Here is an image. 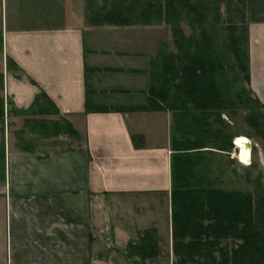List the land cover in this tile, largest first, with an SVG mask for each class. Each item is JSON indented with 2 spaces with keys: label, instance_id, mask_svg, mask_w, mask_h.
Returning <instances> with one entry per match:
<instances>
[{
  "label": "crops",
  "instance_id": "1",
  "mask_svg": "<svg viewBox=\"0 0 264 264\" xmlns=\"http://www.w3.org/2000/svg\"><path fill=\"white\" fill-rule=\"evenodd\" d=\"M245 20L247 88L264 105V0H246ZM152 22L95 26L85 0H0V264H173L171 161L188 137L174 112L143 109L149 58L171 39ZM41 92L59 115L16 113ZM59 118L79 140L37 146L24 128ZM145 232L153 254L127 247Z\"/></svg>",
  "mask_w": 264,
  "mask_h": 264
},
{
  "label": "trees",
  "instance_id": "2",
  "mask_svg": "<svg viewBox=\"0 0 264 264\" xmlns=\"http://www.w3.org/2000/svg\"><path fill=\"white\" fill-rule=\"evenodd\" d=\"M85 1L87 21L92 25H149L154 21L164 23L171 32L175 52L165 42L159 44L149 65L147 106L143 109L174 112L177 122L183 124L182 136L188 137L171 161L173 264H264V188L260 181H253L252 193L228 190L201 171L202 161L211 156L202 150L219 154L231 148L233 136L221 118L224 111L245 110L246 125L264 139V105L249 89L235 88L238 81L249 83L246 0ZM221 5L228 13L224 27ZM183 22L190 28L189 36L183 33ZM16 113L59 115L43 92L28 109ZM24 128L27 134L41 138L64 135L80 139L63 118L25 120ZM25 131L16 133V143L29 153L33 139ZM3 158L1 143L0 177ZM155 245L154 233L145 232L127 247L153 254Z\"/></svg>",
  "mask_w": 264,
  "mask_h": 264
},
{
  "label": "rangeland",
  "instance_id": "3",
  "mask_svg": "<svg viewBox=\"0 0 264 264\" xmlns=\"http://www.w3.org/2000/svg\"><path fill=\"white\" fill-rule=\"evenodd\" d=\"M220 11L224 20L221 24L223 25L227 22L226 20L228 13L224 5H221ZM181 28L185 36H189L191 34L190 28L185 22L181 23ZM170 36V40L163 42L167 44L170 51L175 52L171 32ZM159 47L160 45L156 46L157 51L155 55L149 58V65L151 59L158 54ZM142 51V57H145L146 49H143ZM237 87H243L246 92L248 90L247 85L244 81H238V83H236L235 85V88ZM246 114L247 112L245 110L237 107H235L231 111L228 110L222 113L221 118L223 122L229 127L230 134H232L233 136L231 141V148L219 154L215 150L211 151L210 149L207 150L206 148L202 150H206V154H209L211 156L208 160L205 158L202 161V164L204 165L202 166L201 171L203 174L206 172V176L216 182L220 188L228 190H240L241 192L252 193L254 190L253 181L259 180L264 188V139L257 137L246 125L244 121V117ZM3 123L5 131V122L3 121ZM236 136L250 142L251 148L248 165H243L238 161L237 150L233 145V140ZM38 137L39 136H37L36 138ZM62 137H64V135ZM1 140L2 143H5V138H3V136L0 137V144ZM36 144H38L37 146H41L45 144V141H43L42 138L39 137V140ZM191 155L192 154H190V156ZM194 162L195 160H192L193 164Z\"/></svg>",
  "mask_w": 264,
  "mask_h": 264
},
{
  "label": "bare ground",
  "instance_id": "4",
  "mask_svg": "<svg viewBox=\"0 0 264 264\" xmlns=\"http://www.w3.org/2000/svg\"><path fill=\"white\" fill-rule=\"evenodd\" d=\"M237 156L241 164L248 165V161L250 158V148L248 146V141L243 138H237L235 141Z\"/></svg>",
  "mask_w": 264,
  "mask_h": 264
},
{
  "label": "built area",
  "instance_id": "5",
  "mask_svg": "<svg viewBox=\"0 0 264 264\" xmlns=\"http://www.w3.org/2000/svg\"><path fill=\"white\" fill-rule=\"evenodd\" d=\"M248 141V140H247ZM233 144L235 145V141H233ZM248 144L250 145V142L248 141ZM235 147V146H234ZM236 148V147H235ZM238 161H239V159H238ZM240 162V161H239Z\"/></svg>",
  "mask_w": 264,
  "mask_h": 264
},
{
  "label": "water",
  "instance_id": "6",
  "mask_svg": "<svg viewBox=\"0 0 264 264\" xmlns=\"http://www.w3.org/2000/svg\"><path fill=\"white\" fill-rule=\"evenodd\" d=\"M248 146H249V144H248Z\"/></svg>",
  "mask_w": 264,
  "mask_h": 264
}]
</instances>
